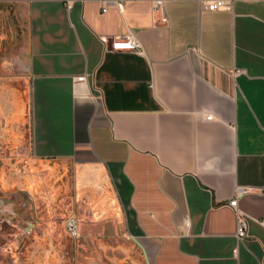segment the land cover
<instances>
[{"label":"crops","instance_id":"1","mask_svg":"<svg viewBox=\"0 0 264 264\" xmlns=\"http://www.w3.org/2000/svg\"><path fill=\"white\" fill-rule=\"evenodd\" d=\"M67 1L0 0L25 41L22 89L0 84V192L36 212L28 264H61L71 216L84 236L121 221L150 264H264V0H164L166 25L152 0ZM128 33L145 55L100 40Z\"/></svg>","mask_w":264,"mask_h":264},{"label":"rangeland","instance_id":"2","mask_svg":"<svg viewBox=\"0 0 264 264\" xmlns=\"http://www.w3.org/2000/svg\"><path fill=\"white\" fill-rule=\"evenodd\" d=\"M5 17V14L0 13V84H16L17 88L22 89L25 82L24 56L15 55L21 54L25 41L21 37V28H11ZM2 155L3 150L0 148V157ZM6 198L7 208L0 211L8 215L7 231L0 236V264H28L31 253L26 251L24 244L29 243L31 236L22 241L18 230L24 232L27 227L34 225L36 212L29 203L22 204L29 219L18 221L15 216L20 214L21 207ZM68 218L64 222H56V226H63L60 237L55 241V245L60 246V252L55 256L61 264H150L135 241L125 232L121 221H118L117 230L109 231L108 234L84 236L79 229L77 236H71L66 229ZM101 232L104 233V230Z\"/></svg>","mask_w":264,"mask_h":264},{"label":"built area","instance_id":"3","mask_svg":"<svg viewBox=\"0 0 264 264\" xmlns=\"http://www.w3.org/2000/svg\"><path fill=\"white\" fill-rule=\"evenodd\" d=\"M234 0H201L202 8L205 10L215 11L222 8H231ZM101 11L107 12L112 8H117L120 12L124 11V0H100ZM73 0L67 1V8L72 7ZM154 15L160 14L159 18H155L156 24L166 25L169 23V17L164 10V0H152ZM101 42L110 50H128L140 55H145L146 50L143 43L132 33L118 36H100ZM213 115L208 116L212 119ZM238 196L233 198L229 205L235 211L238 218L237 238L242 240L249 236L248 220L238 207ZM25 204V203H24ZM7 208V198L0 192V211ZM66 229L71 236L78 235V220L71 216L66 221Z\"/></svg>","mask_w":264,"mask_h":264},{"label":"water","instance_id":"4","mask_svg":"<svg viewBox=\"0 0 264 264\" xmlns=\"http://www.w3.org/2000/svg\"><path fill=\"white\" fill-rule=\"evenodd\" d=\"M31 227H32V225L30 226V228H29L28 230H30V229H31Z\"/></svg>","mask_w":264,"mask_h":264},{"label":"flooded vegetation","instance_id":"5","mask_svg":"<svg viewBox=\"0 0 264 264\" xmlns=\"http://www.w3.org/2000/svg\"><path fill=\"white\" fill-rule=\"evenodd\" d=\"M26 230H27V229H26ZM26 230H25V231H26ZM29 232H30V231H29ZM19 235H20V234H19Z\"/></svg>","mask_w":264,"mask_h":264}]
</instances>
